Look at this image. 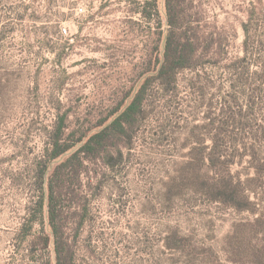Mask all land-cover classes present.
Returning <instances> with one entry per match:
<instances>
[{"label":"rangeland","instance_id":"374dc122","mask_svg":"<svg viewBox=\"0 0 264 264\" xmlns=\"http://www.w3.org/2000/svg\"><path fill=\"white\" fill-rule=\"evenodd\" d=\"M257 1L180 0L178 10L187 25L237 32L236 56L241 24ZM157 4L165 32V0ZM138 7L131 0H0V264H38L42 258L56 264L46 204L43 224H35L27 239L19 237L34 207L35 166L60 115L68 113L70 129L91 135L138 91L159 31L158 21H145ZM228 82L208 68L181 72L175 93L154 86L130 147L122 159H111L114 168L97 161L86 165L79 181L69 179L61 217L73 264H232L233 225L254 218L205 195L206 176L215 174L202 163L219 137ZM244 97L230 114L247 115ZM256 117V125L250 118L245 130L221 137L228 143L238 137L240 153L251 148L264 129V113ZM231 151L226 149L227 159ZM248 162L237 158L229 175L241 181L254 176ZM220 193L214 192L224 197ZM175 232L188 239L180 250ZM43 233L50 246L33 249ZM249 244L262 242L251 237Z\"/></svg>","mask_w":264,"mask_h":264},{"label":"trees","instance_id":"16d2710c","mask_svg":"<svg viewBox=\"0 0 264 264\" xmlns=\"http://www.w3.org/2000/svg\"><path fill=\"white\" fill-rule=\"evenodd\" d=\"M137 6V14L155 25L158 40L145 61L142 83L131 101L125 99L106 118L96 125L90 135L70 129L67 112L60 115L48 136L43 159L37 161L34 173L35 201L32 213L20 229V241L28 238L35 224H43L45 204L48 209L49 226L53 234L56 264H73L70 241L63 235L62 190L72 185L70 178L79 181L86 173V165L103 161L114 168L111 162L114 156L122 159L123 148H129L131 141L142 121L146 101L154 86L160 87L165 94L175 93L178 89V77L183 71H199L210 68L227 76L228 91L223 98V117L219 121V139L202 163L208 162L214 177L207 174L203 183L206 196L212 201H220L231 206L238 213H249L254 219L241 220L234 224L229 236V248L232 264H264V129L255 133L256 140L251 148H242L238 137L228 143L221 137L225 133L245 130L248 121L256 125V112L264 113V0L251 4L247 11V20L241 24L243 42L240 55H232V45L237 32L228 33L222 28L193 26L186 24L184 13L178 10L180 0H165L167 30L160 31L162 23L157 0H131ZM199 22V20L197 21ZM164 40V41H163ZM163 41L160 54L159 43ZM195 88L194 85H191ZM241 90V91H240ZM244 95L248 113L230 114L239 107V97ZM128 96V95H127ZM129 97V96H128ZM126 97V99L128 98ZM249 118V119H248ZM250 125V123H249ZM249 127V126H248ZM259 146V147H258ZM78 149L75 150V148ZM226 149H231L230 157H225ZM71 153L64 161L53 165L63 156ZM249 157L248 169L254 176L241 181L239 177L229 175V166L236 159ZM225 171V177L218 176ZM50 172V174H49ZM229 187V188H228ZM246 189V191H245ZM221 190L224 197L214 194ZM253 192L255 197L249 196ZM247 192V193H245ZM249 192V193H248ZM251 237H258L260 247L250 246ZM175 249H182L188 239L174 233ZM228 240V241H229ZM244 243H248L247 246ZM51 244V237L43 233L32 242L33 249L41 245L44 250ZM244 257V259H242ZM38 264H51L46 258Z\"/></svg>","mask_w":264,"mask_h":264}]
</instances>
